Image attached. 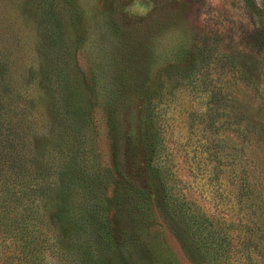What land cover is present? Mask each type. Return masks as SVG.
Segmentation results:
<instances>
[{
	"label": "rangeland",
	"instance_id": "rangeland-1",
	"mask_svg": "<svg viewBox=\"0 0 264 264\" xmlns=\"http://www.w3.org/2000/svg\"><path fill=\"white\" fill-rule=\"evenodd\" d=\"M33 2L14 25L37 54L49 28ZM54 10L64 65L90 87L86 145L113 200V241L143 228L172 264H201L156 206L143 138L154 133L168 195L226 231L219 264H264V0H54Z\"/></svg>",
	"mask_w": 264,
	"mask_h": 264
},
{
	"label": "trees",
	"instance_id": "trees-1",
	"mask_svg": "<svg viewBox=\"0 0 264 264\" xmlns=\"http://www.w3.org/2000/svg\"><path fill=\"white\" fill-rule=\"evenodd\" d=\"M27 4L0 0V264H129L127 244L139 264H172L143 228L126 232L120 246L113 241V200L86 145L90 87L64 65L69 39L60 35L54 0L33 2L49 28L41 38L48 50L25 51L14 24ZM143 138L147 176L159 184L156 206L186 250L188 241L201 250V264H219L226 231L217 233L187 201L168 195L165 169L155 161L158 137Z\"/></svg>",
	"mask_w": 264,
	"mask_h": 264
}]
</instances>
